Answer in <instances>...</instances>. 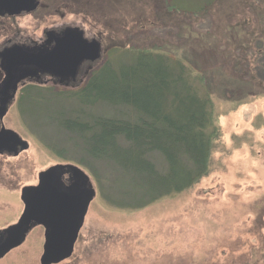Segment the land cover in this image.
Returning a JSON list of instances; mask_svg holds the SVG:
<instances>
[{
	"label": "rangeland",
	"instance_id": "obj_1",
	"mask_svg": "<svg viewBox=\"0 0 264 264\" xmlns=\"http://www.w3.org/2000/svg\"><path fill=\"white\" fill-rule=\"evenodd\" d=\"M42 2L34 16L0 22V31L14 28L33 35L39 15L51 22H82L102 47L94 72L108 62L117 68L139 48L179 56L215 51L219 61L229 57L224 64L228 74L249 81L238 98L237 88L228 90L236 99L222 92L214 95L221 134L208 175L191 189L158 196L145 206L137 200L154 198L159 190L147 196L135 193L131 208L110 201H120V173L103 160H94L99 175L82 166L80 141L48 119V104L14 103L4 124L29 148L18 156H0V229L20 219L21 191L35 185L41 171L75 163L87 171L97 195L74 254L56 264H264V0ZM7 35L0 34V41ZM81 87H68V102H54L53 109L71 114L80 107L70 93ZM91 110L102 116L130 114L104 103ZM60 149H66V158L57 154ZM154 160L161 170L167 167L161 155ZM44 244L45 228L36 226L0 264H41Z\"/></svg>",
	"mask_w": 264,
	"mask_h": 264
},
{
	"label": "trees",
	"instance_id": "obj_2",
	"mask_svg": "<svg viewBox=\"0 0 264 264\" xmlns=\"http://www.w3.org/2000/svg\"><path fill=\"white\" fill-rule=\"evenodd\" d=\"M138 50L117 68L106 63L85 86L71 92L70 98L80 106L71 114L53 109V101H32L48 104V119L77 136V145L84 150L82 166L99 175L94 160H103L120 173V201L114 197L110 201L127 208L135 207L131 202L135 193L147 196L159 190L154 198L137 200L145 206L158 196L191 189L208 175L221 134L214 95L227 93L232 100L228 90L235 87L238 98L249 81L228 74L224 64L229 57L219 61L215 51L179 56L158 48ZM98 103L126 108L130 114L96 115L91 108ZM64 151L56 150L66 158ZM155 154L165 159L167 167L159 168Z\"/></svg>",
	"mask_w": 264,
	"mask_h": 264
},
{
	"label": "flooded vegetation",
	"instance_id": "obj_3",
	"mask_svg": "<svg viewBox=\"0 0 264 264\" xmlns=\"http://www.w3.org/2000/svg\"><path fill=\"white\" fill-rule=\"evenodd\" d=\"M42 3V0H39L38 7L30 12L22 11L19 14L9 15L0 11V22H17L19 19L34 16L40 10ZM35 17L39 21L37 29L32 32L33 35H24L25 33L22 30L14 28L0 31V34H10L0 41V110L5 109L4 116L2 118L0 116V131L2 128L12 130L4 124V119L9 109L16 102L30 103L41 99L53 102L60 100L68 102V87L85 86L102 58V47L96 36L93 35L95 33L87 30L82 22L68 23V20H54L51 22L46 15ZM69 34L71 36L69 43L73 49L68 55ZM83 38L86 41H83ZM16 47L22 49V51L38 55L40 61L50 56L51 53L53 55L49 58V61L43 63L46 67L40 64L32 67L23 65L24 56L21 54L22 57L19 56L16 59L14 67L8 69V59L3 57L2 54ZM59 88H63V92ZM19 136L18 141L3 143L0 147V156H18L25 151L21 150V144L26 140L20 134ZM55 165H60L56 181L62 188H71L84 193L94 188L90 176L81 166L66 162ZM38 183L39 175L35 185ZM18 221L19 219L15 223ZM3 229L5 228L0 230ZM3 241V236L0 234V247ZM7 254L0 257V259L6 257Z\"/></svg>",
	"mask_w": 264,
	"mask_h": 264
},
{
	"label": "water",
	"instance_id": "obj_4",
	"mask_svg": "<svg viewBox=\"0 0 264 264\" xmlns=\"http://www.w3.org/2000/svg\"><path fill=\"white\" fill-rule=\"evenodd\" d=\"M39 5V0H0V11L9 15L19 14L22 11H33ZM68 37V55L72 45ZM83 41L86 39L83 38ZM19 51V52H17ZM20 53V54H19ZM24 56L23 65L36 67L38 64L49 61L53 53L41 59L38 55L14 48L3 53L7 58L8 69L14 67L16 59ZM42 58V57H41ZM4 110H0L1 118ZM20 138L19 134L2 128L0 131V147L4 142H15ZM21 150L29 148L27 141L21 144ZM60 165H54L39 173L37 185L25 186L21 191V199L25 205L19 221L9 227L0 230L3 236V244L0 247V257L20 246L27 238V234L36 226L45 228V244L41 257V264L60 263L74 254L81 229L85 222L91 201L96 195L94 188L87 193L73 189H64L58 185L57 173ZM92 186V183L90 182Z\"/></svg>",
	"mask_w": 264,
	"mask_h": 264
},
{
	"label": "crops",
	"instance_id": "obj_5",
	"mask_svg": "<svg viewBox=\"0 0 264 264\" xmlns=\"http://www.w3.org/2000/svg\"><path fill=\"white\" fill-rule=\"evenodd\" d=\"M257 14V13H256ZM258 15V14H257ZM264 15V14H263Z\"/></svg>",
	"mask_w": 264,
	"mask_h": 264
}]
</instances>
